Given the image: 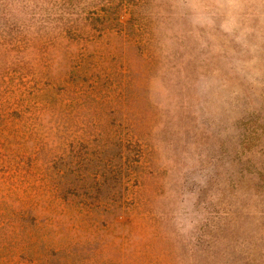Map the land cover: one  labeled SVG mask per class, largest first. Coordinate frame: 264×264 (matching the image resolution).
<instances>
[{"label":"rangeland","instance_id":"374dc122","mask_svg":"<svg viewBox=\"0 0 264 264\" xmlns=\"http://www.w3.org/2000/svg\"><path fill=\"white\" fill-rule=\"evenodd\" d=\"M0 264H264V0H0Z\"/></svg>","mask_w":264,"mask_h":264}]
</instances>
